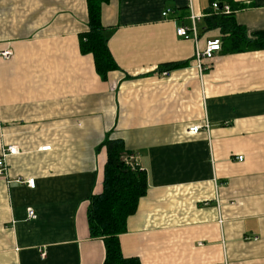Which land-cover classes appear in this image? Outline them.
<instances>
[{
  "label": "crops",
  "instance_id": "0c3cea01",
  "mask_svg": "<svg viewBox=\"0 0 264 264\" xmlns=\"http://www.w3.org/2000/svg\"><path fill=\"white\" fill-rule=\"evenodd\" d=\"M233 1L254 5L236 13L250 36L264 30V0ZM211 5L103 4L101 23L120 68L104 81L80 48L87 0H0V51L14 53L0 57V152L19 148L0 180V264L104 263L88 209L103 191L107 139L122 140L148 177L120 236L125 258L264 264V50L221 51L200 75L196 43L176 30L190 24L192 7L203 16L199 47L223 41L220 29L205 30L207 10L218 13ZM171 63L184 65L162 76ZM29 209L37 219L29 220Z\"/></svg>",
  "mask_w": 264,
  "mask_h": 264
},
{
  "label": "trees",
  "instance_id": "16d2710c",
  "mask_svg": "<svg viewBox=\"0 0 264 264\" xmlns=\"http://www.w3.org/2000/svg\"><path fill=\"white\" fill-rule=\"evenodd\" d=\"M110 0H87L89 10V30L81 35L80 48L84 55L92 54L96 71L102 80L108 74L119 70L109 46L105 28L101 23L102 5ZM218 13L207 10L206 31L220 29L225 37L222 52L235 54L264 50V30L251 36L236 21V13L254 7L253 3H240L233 0H210ZM223 5V10H220ZM230 13L225 12V7ZM183 63H171L160 67L171 71L182 67ZM102 146L107 149L108 159L105 166L103 191L90 199L88 222L90 237L104 241L106 256L103 264H141L138 258H125L122 253L120 236L127 232L128 218L133 216L139 201L148 191V177L135 161L132 153L126 150L122 140L107 139ZM130 162V163H129Z\"/></svg>",
  "mask_w": 264,
  "mask_h": 264
},
{
  "label": "built area",
  "instance_id": "2783aa9c",
  "mask_svg": "<svg viewBox=\"0 0 264 264\" xmlns=\"http://www.w3.org/2000/svg\"><path fill=\"white\" fill-rule=\"evenodd\" d=\"M225 12L230 13V8L228 6L225 7ZM170 11H166L163 13L164 16L169 15ZM203 16L201 14L195 13L193 8L191 7V13L189 17L190 24L189 25H183L177 28L176 34L178 37H181L185 40H193L196 43V51H195V66L197 70L200 72V75H202L203 72L210 69L214 63V60L216 56L222 51V41L220 38H213L210 40H207L205 43V46L203 48L199 47V33H198V27L199 23ZM14 53L11 49H6L3 51H0V57H3L6 60H9L13 57ZM170 72L168 71H162V76H168ZM206 131H209L210 127L208 124H205ZM202 130V126H194L190 128V133L198 134ZM51 147H43L42 151H50ZM19 153V148L17 146H6L3 147L0 152V180H5L6 177L9 174V158L12 156H15ZM242 160V158H239ZM130 163V162H129ZM28 185L31 188H35V180L30 179L28 180ZM28 218L29 220H35L37 219V214L33 209H29L28 211ZM220 223H223L222 220H220Z\"/></svg>",
  "mask_w": 264,
  "mask_h": 264
},
{
  "label": "water",
  "instance_id": "95a60500",
  "mask_svg": "<svg viewBox=\"0 0 264 264\" xmlns=\"http://www.w3.org/2000/svg\"><path fill=\"white\" fill-rule=\"evenodd\" d=\"M220 9H221V10L223 9V5H220Z\"/></svg>",
  "mask_w": 264,
  "mask_h": 264
}]
</instances>
